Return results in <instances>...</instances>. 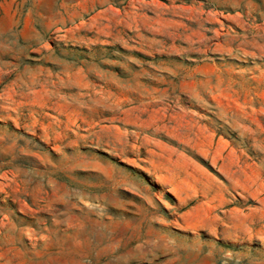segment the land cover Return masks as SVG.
Returning <instances> with one entry per match:
<instances>
[{"label": "rangeland", "instance_id": "374dc122", "mask_svg": "<svg viewBox=\"0 0 264 264\" xmlns=\"http://www.w3.org/2000/svg\"><path fill=\"white\" fill-rule=\"evenodd\" d=\"M0 264H264V0H0Z\"/></svg>", "mask_w": 264, "mask_h": 264}]
</instances>
